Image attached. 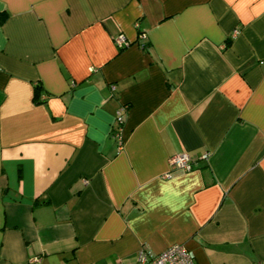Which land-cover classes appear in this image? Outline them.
Here are the masks:
<instances>
[{
  "label": "crops",
  "instance_id": "obj_1",
  "mask_svg": "<svg viewBox=\"0 0 264 264\" xmlns=\"http://www.w3.org/2000/svg\"><path fill=\"white\" fill-rule=\"evenodd\" d=\"M174 244L264 264V0H0V264Z\"/></svg>",
  "mask_w": 264,
  "mask_h": 264
},
{
  "label": "built area",
  "instance_id": "obj_2",
  "mask_svg": "<svg viewBox=\"0 0 264 264\" xmlns=\"http://www.w3.org/2000/svg\"><path fill=\"white\" fill-rule=\"evenodd\" d=\"M143 36L142 34H140ZM114 42L117 47H125L128 42L125 39L123 34H117L114 37ZM123 107L119 108L116 112V127H114L113 135L118 141V144L121 143V135H120V112ZM170 166L187 171L190 169L192 162L189 157L185 153L177 154L169 158ZM170 173L167 172L163 175V177H169ZM132 264H195L192 260V257L188 250L184 248L182 245L174 244L166 249L154 253L144 247H140L137 250L135 261ZM260 264V263H256Z\"/></svg>",
  "mask_w": 264,
  "mask_h": 264
},
{
  "label": "trees",
  "instance_id": "obj_3",
  "mask_svg": "<svg viewBox=\"0 0 264 264\" xmlns=\"http://www.w3.org/2000/svg\"><path fill=\"white\" fill-rule=\"evenodd\" d=\"M143 36H144V34H142ZM139 46H140V48L141 49H144L145 48V44L144 43H140V44H138ZM119 48V47H118ZM122 48H124V47H120L119 49H122ZM37 89V86L34 88V90H36ZM35 93V92H34ZM33 99L35 100V101H37V99H36V95L34 94V97H33ZM191 167H192V165H191ZM191 167H190V169H191Z\"/></svg>",
  "mask_w": 264,
  "mask_h": 264
}]
</instances>
